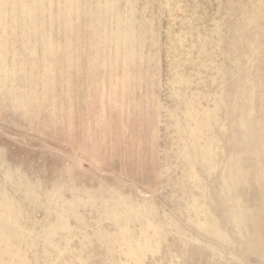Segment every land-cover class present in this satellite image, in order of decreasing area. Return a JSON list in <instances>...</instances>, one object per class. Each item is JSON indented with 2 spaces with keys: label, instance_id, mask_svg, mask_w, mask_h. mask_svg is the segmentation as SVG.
<instances>
[{
  "label": "rangeland",
  "instance_id": "obj_1",
  "mask_svg": "<svg viewBox=\"0 0 264 264\" xmlns=\"http://www.w3.org/2000/svg\"><path fill=\"white\" fill-rule=\"evenodd\" d=\"M262 16L261 0H0L3 154L47 184L76 165L80 184L97 188L101 180L122 196L134 192L143 204L120 228L85 212L93 227L115 235L106 245L94 238L82 248L78 238H56L49 247L38 237L46 215L6 187L21 206L19 226L36 241L15 242L27 264H81L78 258L84 264H264L241 246L264 243ZM256 48L261 56L252 64ZM66 52L73 61L69 101L57 65ZM46 69L53 78L41 77ZM115 84L118 93L121 84L135 89L136 96L127 95L129 116L102 113L95 89L112 91ZM59 115L71 118L59 122ZM196 120L206 122L197 133ZM249 130L254 138L246 142ZM210 137L216 163L237 173L231 192L222 181L231 174L206 175L195 158L196 142L202 148ZM128 158L137 166L125 173L122 159ZM132 178L149 190H133ZM231 211L243 215L241 230L227 221ZM210 215L219 218L228 242L194 226ZM138 243L149 248L138 255L140 262Z\"/></svg>",
  "mask_w": 264,
  "mask_h": 264
},
{
  "label": "bare ground",
  "instance_id": "obj_2",
  "mask_svg": "<svg viewBox=\"0 0 264 264\" xmlns=\"http://www.w3.org/2000/svg\"><path fill=\"white\" fill-rule=\"evenodd\" d=\"M261 2L264 3V0H261ZM255 22L256 20L253 19L250 24L254 25ZM259 53V49L256 48L252 55V64L256 62L257 57L261 56ZM72 62V57L69 52H66L63 58L60 56V61H57V65H60V71H62L59 72L61 80L68 82L66 86L64 83L62 84V87L68 88L67 91L65 90L67 93L64 92V98H66L67 101H69L72 96V93L69 91L71 86L70 82L72 83L73 81L70 72V69L73 66ZM107 64L108 63L98 64L99 66L97 69H104V66ZM126 74L128 77L127 72ZM100 75L102 74L100 73ZM53 76L54 74L52 71L46 69V72H43L41 77L51 79ZM115 79L119 80L120 78L115 77ZM101 81L103 84H107V80L102 76ZM121 86V93H118V84L113 86L112 91H97L95 89V93L99 97L98 99L102 105L103 115H105L108 111L122 110V112L127 111L128 115L126 116H129V111L132 109L127 100V95L132 94L136 96V93H133L135 89L127 91L125 84H121ZM103 87L105 86L103 85ZM31 97L33 98V96ZM31 102L34 104V99H31ZM213 111L218 112L219 110H217V107L214 106ZM204 113L207 115L209 114L208 111H204ZM69 118L71 117H63L62 115H59L57 120L59 122H64V119L69 120ZM196 122L197 125L194 132H201L203 130L202 128L206 125V122L202 120H196ZM215 123L217 127L221 126L218 117L215 118ZM136 125L138 128H141L142 126L138 123ZM209 125L210 124H208V126ZM243 127L245 128L244 124ZM195 138L196 140L203 139L196 135L194 136V139ZM253 138L254 136L252 134V130H249L247 134H245V141L251 142ZM260 138L262 139L260 140L261 143H259V145L264 151V129L261 131ZM196 144L197 148L195 158L197 159V157H200L204 173L206 175H212L214 172L221 170L224 174H231L232 177L229 179L222 177L224 190L231 192L237 183L235 180L237 173L233 172L229 166L221 168L219 163H216L213 149L215 148V142L210 137L205 140L204 144L201 146L202 148H199L197 142ZM109 149V154L115 157V155L111 152V148ZM122 164L125 169V173L129 166H137L134 164V161L131 162L130 158L122 159ZM13 166L15 165L10 163L7 155H4L0 148V264H27L20 247H18L15 242L25 237H31L33 244H36L35 239H33V232L28 229H24V227L19 226L18 224V221H20L23 217V213L20 209L21 206L18 205V201L14 200V196H20L19 198H21L23 204L28 208L43 211L44 215H46L44 219L45 222L43 232L41 237H38L42 238L44 244L49 247H53L55 245L54 242L56 238L62 243L78 238L77 240H79V244L82 248H84L86 244L91 243L94 238L100 240L101 242H104V240L108 242L110 238H115V235L104 232L102 227H93V224L87 221L85 212L91 215H96V222H111L112 224H115L117 228H120L123 223L133 222V220L137 218L136 216H132L138 214V210L135 208L137 203L139 204L138 206L143 205L141 198L137 197L134 192H131L129 196L126 197L122 196L117 191V188L119 187L112 184L108 185L101 180L100 182L98 181L99 186L97 188H94V186H85L80 184L74 176L75 172H78L76 165L66 172L65 177L58 178L48 184L45 181V183H43L41 178H35V176L34 178L33 176L31 177V175L28 174V171L25 172L22 169L23 167ZM133 182V190L140 189L138 191L142 194L149 190V187L147 186L135 184L137 183V180L135 181L133 179ZM6 187L13 191L14 196L6 190ZM50 219L52 222H49ZM227 221L236 226L238 230H241L243 228V224L245 223L243 215L238 212L234 213V211L228 213ZM71 222L73 223V226ZM219 222L218 217L210 215L208 221H199L194 226L200 232L208 233V236L219 242H228L230 237L221 229ZM173 227L175 228V225ZM89 228L91 231H89ZM104 244L106 245V242H104ZM241 246L243 247L244 255H256L264 263V243H247L245 241H241ZM137 248L139 249V252H136L135 260L140 262L138 255L146 252L149 248L143 243H138ZM57 253L59 255L61 254L58 249V243ZM127 254L132 255L134 253L129 251ZM57 260H59V258ZM78 260L81 264H84L83 259L78 258Z\"/></svg>",
  "mask_w": 264,
  "mask_h": 264
}]
</instances>
